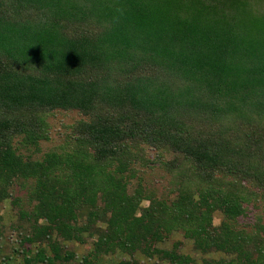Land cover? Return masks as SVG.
I'll return each mask as SVG.
<instances>
[{
  "label": "trees",
  "instance_id": "1",
  "mask_svg": "<svg viewBox=\"0 0 264 264\" xmlns=\"http://www.w3.org/2000/svg\"><path fill=\"white\" fill-rule=\"evenodd\" d=\"M56 110L85 119L60 149L43 151ZM138 143L171 152L166 166L191 165L200 199L130 193L124 174ZM17 182L31 205L19 216L34 230L23 239H50L51 253L25 264L60 260L53 235L81 238L90 227L79 218L94 224L99 206L108 228L96 254L192 264L158 247L180 230L203 253L233 256L204 264H264V247L252 252L232 224L243 213L237 182L264 199V0H0V203Z\"/></svg>",
  "mask_w": 264,
  "mask_h": 264
},
{
  "label": "rangeland",
  "instance_id": "2",
  "mask_svg": "<svg viewBox=\"0 0 264 264\" xmlns=\"http://www.w3.org/2000/svg\"><path fill=\"white\" fill-rule=\"evenodd\" d=\"M83 119L85 117L76 110L51 112L48 116L50 140L41 143L42 150L60 149L66 144V137L72 132V127ZM133 151H137L138 156H136L132 169L124 174L131 183L129 185L130 193L142 188L151 198L171 202L177 199L179 195H183L184 191V194L193 193L194 200L200 199L199 194L204 184L198 172L191 165L181 163V166H166V162L174 158L173 154L166 149H159L143 143H138V149L134 148ZM23 153L27 156L30 155L26 150H23ZM32 158L36 159L40 156H32ZM231 181H233L231 177H226L224 180L227 185ZM22 185L21 182L14 183L11 189L12 197L0 203V264H25L24 257L34 258L40 249H43L46 255L51 253L48 244L50 239L39 237L37 234L32 243L23 239L25 235L34 236V230L29 223L21 220L19 216L20 209L31 210V205L26 198L27 191L22 190ZM236 185L238 189L233 191L240 197L239 202L243 213L233 220L232 224L236 231L250 235L249 237L252 238L250 249L257 253L256 246L264 247V229L258 231L260 225L264 227V199L255 187L246 182H242V186L238 182ZM241 187L244 189L242 188L243 190L240 192ZM29 188L31 187L29 186ZM16 197L22 199L20 206H15L13 203ZM149 204L150 200H144L141 208H145ZM97 213L99 219L91 225L86 219L87 212L79 218V226L89 225L90 227L81 234V238L59 239L55 233L52 240L61 249L62 258L58 261L44 262V264H170L161 255L155 254V256L149 257L141 251L131 254L115 250L111 253L96 254L95 243L99 234L108 228V215L104 214L102 206H99ZM224 220V213L221 210L217 209L212 213V223L216 229L221 227ZM261 237L263 238L261 239ZM158 247L186 255L191 258L192 264H204L211 260L228 261L233 257L216 250L203 253L202 250L196 248L194 240L180 230L172 231L166 240L158 243ZM37 264H41V262Z\"/></svg>",
  "mask_w": 264,
  "mask_h": 264
}]
</instances>
